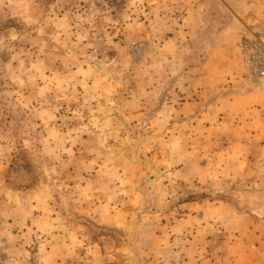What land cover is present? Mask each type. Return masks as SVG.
<instances>
[{
    "label": "rangeland",
    "instance_id": "obj_1",
    "mask_svg": "<svg viewBox=\"0 0 264 264\" xmlns=\"http://www.w3.org/2000/svg\"><path fill=\"white\" fill-rule=\"evenodd\" d=\"M247 20L264 0H0V264H259Z\"/></svg>",
    "mask_w": 264,
    "mask_h": 264
},
{
    "label": "crops",
    "instance_id": "obj_2",
    "mask_svg": "<svg viewBox=\"0 0 264 264\" xmlns=\"http://www.w3.org/2000/svg\"><path fill=\"white\" fill-rule=\"evenodd\" d=\"M254 94L257 99L251 109L253 118L248 135L250 141H236V145L243 150L237 156L240 168L236 171L243 170L245 176L250 178L248 185L239 188L241 201L237 205L239 209L249 211V218L243 219L241 215L240 220L246 222L243 228L248 230L255 248L252 253L259 264H264V85Z\"/></svg>",
    "mask_w": 264,
    "mask_h": 264
},
{
    "label": "built area",
    "instance_id": "obj_3",
    "mask_svg": "<svg viewBox=\"0 0 264 264\" xmlns=\"http://www.w3.org/2000/svg\"><path fill=\"white\" fill-rule=\"evenodd\" d=\"M236 54L242 74L256 86L264 85V20L242 21L236 31Z\"/></svg>",
    "mask_w": 264,
    "mask_h": 264
}]
</instances>
